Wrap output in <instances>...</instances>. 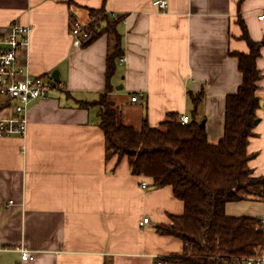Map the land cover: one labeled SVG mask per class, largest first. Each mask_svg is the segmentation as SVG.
Returning a JSON list of instances; mask_svg holds the SVG:
<instances>
[{
    "label": "crops",
    "instance_id": "0c3cea01",
    "mask_svg": "<svg viewBox=\"0 0 264 264\" xmlns=\"http://www.w3.org/2000/svg\"><path fill=\"white\" fill-rule=\"evenodd\" d=\"M154 1L0 0L1 33L30 28L21 53L29 72L43 79L59 73L57 89L29 105L25 139H0V264H174L183 251L180 240L158 231L182 216L183 203L170 187L133 176L127 158L106 159L98 107L77 105L104 91L108 39L74 48L72 18L89 27L102 14L121 20L124 62H116L108 98L117 124L139 132L144 121L157 127L169 113L192 119L190 97L202 93L196 120L216 145L225 98L242 82L230 53L248 52L240 17L250 39L263 44L258 123L247 153L253 177H264V27L257 19L264 0H165L163 12ZM225 214L264 221V198L227 204ZM21 248L33 259L22 263Z\"/></svg>",
    "mask_w": 264,
    "mask_h": 264
},
{
    "label": "trees",
    "instance_id": "16d2710c",
    "mask_svg": "<svg viewBox=\"0 0 264 264\" xmlns=\"http://www.w3.org/2000/svg\"><path fill=\"white\" fill-rule=\"evenodd\" d=\"M120 21L102 14L90 24L92 41L102 35L108 39L105 87L97 101L77 103L83 109L98 107L106 159L127 158L133 176L149 179L158 189L170 187L183 203L182 216L158 229L184 245L182 253L170 259L174 264H228L232 259L259 255L264 248V221L227 217L225 207L264 198V177H253L247 153L260 108L257 91L262 75L256 62L263 44L250 39L238 17L240 39L248 52L230 56L237 59L242 82L235 94L225 98L223 137L211 145L205 128L196 120L202 93L190 97L192 119L186 125L176 113L167 114L157 127L144 121L139 132L117 124L119 110L108 98L114 91L116 62L123 57L122 36L117 30Z\"/></svg>",
    "mask_w": 264,
    "mask_h": 264
},
{
    "label": "built area",
    "instance_id": "2783aa9c",
    "mask_svg": "<svg viewBox=\"0 0 264 264\" xmlns=\"http://www.w3.org/2000/svg\"><path fill=\"white\" fill-rule=\"evenodd\" d=\"M152 5L162 12L168 7L165 0H155ZM257 19L264 27V14L259 15ZM70 24L74 48L80 49L92 42L93 33L89 26L82 25L76 18H72ZM29 41L30 28L27 26L15 24L8 31L0 32V139L14 136L25 139L29 105L34 101L47 99L57 89L55 83H48L29 72L21 56ZM123 62L121 58L120 63ZM131 101L136 102L137 97H132ZM180 119L183 125L190 121L187 116ZM141 188L146 189L147 183L143 182ZM147 223L148 219H143L142 224ZM18 252L22 263L34 257V253L25 248L19 249ZM228 264H264V248L255 257L232 259Z\"/></svg>",
    "mask_w": 264,
    "mask_h": 264
},
{
    "label": "water",
    "instance_id": "95a60500",
    "mask_svg": "<svg viewBox=\"0 0 264 264\" xmlns=\"http://www.w3.org/2000/svg\"><path fill=\"white\" fill-rule=\"evenodd\" d=\"M58 72L57 71H54L53 72V74H52V79L53 80H58ZM257 123H258V120L257 121H255V125H257ZM200 126L203 128L204 127V122H202L201 124H200Z\"/></svg>",
    "mask_w": 264,
    "mask_h": 264
},
{
    "label": "rangeland",
    "instance_id": "374dc122",
    "mask_svg": "<svg viewBox=\"0 0 264 264\" xmlns=\"http://www.w3.org/2000/svg\"><path fill=\"white\" fill-rule=\"evenodd\" d=\"M44 80H46V82L48 83H55L51 78L49 77H44Z\"/></svg>",
    "mask_w": 264,
    "mask_h": 264
}]
</instances>
